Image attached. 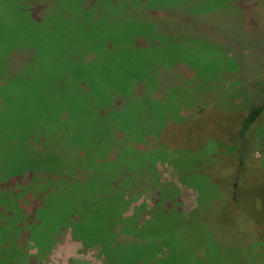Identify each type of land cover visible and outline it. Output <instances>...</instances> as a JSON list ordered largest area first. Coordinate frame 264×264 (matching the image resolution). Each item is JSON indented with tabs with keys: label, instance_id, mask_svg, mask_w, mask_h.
<instances>
[{
	"label": "rangeland",
	"instance_id": "rangeland-1",
	"mask_svg": "<svg viewBox=\"0 0 264 264\" xmlns=\"http://www.w3.org/2000/svg\"><path fill=\"white\" fill-rule=\"evenodd\" d=\"M89 3L88 0H43L37 7L35 0H0V129L7 132L6 139L1 137L0 146L8 141L12 145L6 151L0 150V154L12 153L11 159L0 157V172L10 169L8 163L16 160L20 150L29 152L30 146L37 147V157L46 160L47 153L38 147L43 142L51 146L57 137L61 142L63 136H110L108 130L111 136H120L119 129H124L127 138L120 141L117 137L112 142L120 146L123 156L130 150V141L140 142L138 147L131 144L132 152L138 153L139 158L144 156L147 168L141 180L134 179L140 182V193H136L135 184L131 185L125 197L128 206L123 203L119 207L121 216L132 215L131 222L126 224L128 228L132 226L138 234H145L146 219L154 209V192L165 190L163 186L171 182L176 187V193L170 194L171 200L157 199L164 209L188 215L186 239L192 248L185 252L191 253L192 264H264V112L241 131L249 109L264 100V93L258 89V84H264V57L259 51L262 41L260 38L254 41L260 37L258 30L253 32L254 38L245 29L237 35L239 44L253 48L239 59L238 74L239 82L250 79L251 84L233 83L226 79L227 75L220 77L222 69L233 68L235 57L227 64L225 55L221 56L216 48L195 46L192 50L198 53H193L194 59L189 64L199 69L196 74L185 73L180 66L164 67L158 74L169 69L182 70L189 90L183 92L181 86L169 84L172 94L158 97L151 93L149 98L153 102L138 103L137 95L146 89L142 90L140 82L150 85V90L144 93L153 90L146 77L148 61L150 68L159 66L156 57L162 56L164 50H150L147 46L130 48L138 28L127 20L122 23L98 18L87 27L84 21L89 18V12L84 9ZM75 47L86 52L88 61L86 66L80 61L74 73L77 77L71 73L76 64L67 49ZM177 57L181 61L187 55L181 53ZM162 63L168 66L167 62ZM208 80L214 84H208ZM120 93L126 96L127 105L119 106L124 101H116ZM143 115L144 126L149 129L145 136L140 129ZM197 116L200 118L190 123ZM169 119L172 126L177 125L163 134L162 123ZM60 169L54 172L59 173ZM176 172L188 177V181L182 182L186 185L178 180ZM41 174L31 181L26 176L0 180V190L10 188L16 192L18 183H26L29 192L18 193L22 197L17 206H23L27 212L43 187H51L56 180L50 174ZM47 175L50 180L45 182ZM58 179L55 182L61 183V177ZM136 206L141 209L134 212ZM24 215L13 213V220L18 221L11 237L12 251L18 253L26 244L29 252L35 253L37 248L32 241L25 242L26 231L19 223ZM0 224L6 223L0 219ZM59 224L56 231H42L46 240L51 241L42 255L43 264H105V253H96L94 248H86L74 239L66 221ZM199 241L206 242V252L203 253L205 245L195 246ZM169 256V247L164 242L149 249L141 262L150 264L152 260ZM186 261V257L182 259L183 264Z\"/></svg>",
	"mask_w": 264,
	"mask_h": 264
},
{
	"label": "trees",
	"instance_id": "trees-1",
	"mask_svg": "<svg viewBox=\"0 0 264 264\" xmlns=\"http://www.w3.org/2000/svg\"><path fill=\"white\" fill-rule=\"evenodd\" d=\"M42 1L35 0L36 6L38 7L40 3L42 5ZM88 1L90 3L84 10H88L89 18L85 21L83 20L87 27L90 26L92 20L97 21L98 18L122 23L127 20L136 23L138 28L137 34L134 36L135 40L132 41L130 48L147 46L150 50H164L162 56L156 57L160 60L159 66H156V68L152 66L151 70L150 61H148L149 69L146 77L150 81L153 90L146 92L149 93L146 96L147 94L144 92L146 89L147 91L150 90V85L140 82L143 84L142 90L145 87L146 89L137 95L140 98L138 103L149 104L153 102L149 98L151 93L154 95L158 94V97H160L159 95L167 96L172 94L169 84L181 86L179 88L182 90L184 88L185 91L183 90V92L188 91L189 85L185 82L187 79L182 70L173 71L169 69L162 72L160 76L158 74L163 70L162 68L169 66L171 68L180 66L185 70V73L196 74L199 69H196V67L192 68L189 64L194 59L193 53H198V51L192 50V48H196L195 46H212L213 49L216 48L221 56L225 55L227 64H230V59L235 57L236 59L232 61L233 68L229 66L222 69L220 77L227 75L225 76L226 79L233 83H238V74L241 69L239 59L251 53L253 49L249 45L238 43L237 35L239 31L248 30L254 38L253 32L258 30L260 37L254 38V41H258L260 38L262 43H264L263 0ZM215 4L218 5L214 6ZM50 11L54 10L51 8ZM40 13L43 14V12ZM68 14L69 20L67 22L69 23L71 19L69 11ZM128 29H132L130 23ZM248 36L251 38L250 35ZM262 43H259L260 47L262 46L259 51L264 57V44ZM76 48H67L69 49V57L75 60L73 62L76 64V66L71 68V73L74 77H77L74 73L80 66V61H83V66L88 63L85 57L86 52ZM181 53L187 55V57L183 58L186 60H179L177 56ZM162 62H167L168 66H165ZM173 62H176V65H173ZM236 69L238 70L237 73L235 72ZM243 71L242 69L241 77L244 76ZM3 78L5 77L3 76ZM261 80L263 79H259V81ZM77 81L79 82V79ZM251 81L249 79L245 83H239L249 85L252 83ZM207 83L214 84L210 80ZM258 89L264 93V84L260 86L258 84ZM123 94H118L119 97L116 101H124V104L121 103L122 105L119 106L127 105L128 103L125 102L126 96L124 97ZM175 97L178 98L177 95ZM175 97L172 98L174 99ZM119 106H117L118 109ZM262 112H264V100L249 109L246 117L243 118L241 131L247 129L250 123ZM68 117V115L65 116V122L69 119ZM199 118L197 116L196 119L190 120V123ZM170 119L167 123H162L164 125L163 134L177 125L172 126ZM145 122V116L143 115L142 120H140V129L144 136L149 134V129L144 126ZM71 123L69 126L67 125L69 128H71ZM69 133V131L66 132L67 135ZM108 133L110 136H100L99 134L98 136H63L61 142H59V137H57V140L55 139L51 146H46L47 144L43 142L38 147L44 149V152L47 153L48 157L45 158L46 160L37 157V147L33 149L30 146L29 152L24 153L23 150H20L19 154H16V160L8 163L10 165L7 166L10 169L4 170L3 173L0 172V180L3 181L11 180L12 177L17 176H26V179L31 181L34 176L36 177V174L42 172L43 174H50L51 179H56L58 182V177H61L62 180L61 183H56V180H54L51 183V187H43L33 204L38 207L34 208L31 205L27 212L26 210L23 211V206H17V201L22 197L20 194L29 192L26 191L28 190V187L25 186L26 183H18L17 190L19 191L16 192L10 188L0 190V214L2 215L0 219L3 223H6L5 225L0 224V264H43L42 255L45 253L46 245L50 244L51 241L46 240L42 231H56L61 225L59 223L65 221L68 223L74 239L81 242L86 248H94L96 253H105L106 257L103 260L105 264H142L141 261L149 249L156 248L164 242L169 247L170 256L152 260L150 264H179L182 263V259L185 257L187 261L184 264H192L189 259L191 253L185 252V250L192 248L190 242L186 239V233L189 231V225L187 224L188 215L178 212L177 209V213L174 212L175 209H164V206L157 199L159 198L162 202H166L165 199L171 200L170 194L174 191L176 193V187L171 182L163 186L165 190H155V197H152L155 205L153 203L152 214L146 219L147 225L144 226V235L142 233L138 234L136 230L132 229V226L131 229L126 226L127 222H131L132 215L130 217L121 216L119 207L123 206V203L128 206L129 201L125 197L128 196L127 192L131 185L135 184L136 193H140V190H138L140 182H134V179L141 180L142 174L147 168L143 163V160H145L144 156L139 158L137 156L138 153L132 152L133 145L138 147L140 142L130 141L133 145L130 144L128 154L123 156V150L119 152L120 146L117 147L118 145L112 141L117 137L120 138V141L126 139L127 132L124 129H119L118 134L120 136H111L110 130H108ZM6 136V129H0V139ZM64 137H66L65 142ZM69 138L70 140H68ZM8 142L10 143V141ZM9 143H3V146H0V150L6 151L7 148L10 149L12 145ZM158 143L154 142L153 145L157 146ZM11 155L12 153L7 151L0 154V157L11 159ZM139 159L142 161L139 162ZM48 161L50 162L48 163ZM69 163L71 164L69 167H64ZM57 168H61L59 173L54 172ZM37 169L40 170L37 172ZM187 178V176H180V173H178V180L181 183L188 181ZM197 178L203 179L202 177ZM44 180L45 182L50 180L49 176L47 175ZM135 191L132 193H135ZM82 203L83 206L81 205ZM168 203L167 200V206L169 205ZM139 209L141 208L136 206L134 212ZM15 211L25 214L23 221L20 220L19 223L22 224L26 231L27 239L25 242L32 241L34 247L37 248L35 253H30L26 244L22 251L18 253L12 251L11 237L15 233L14 225L18 221L12 218ZM98 216H100L99 219ZM5 231L10 235L5 234ZM204 245L203 253L206 252V242L199 241L197 245L195 244V246L201 247ZM179 246H182L180 250ZM136 260H139V262L135 263Z\"/></svg>",
	"mask_w": 264,
	"mask_h": 264
}]
</instances>
